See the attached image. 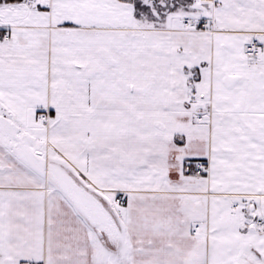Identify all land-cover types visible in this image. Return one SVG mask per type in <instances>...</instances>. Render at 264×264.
<instances>
[{
  "label": "snow or ice",
  "instance_id": "snow-or-ice-1",
  "mask_svg": "<svg viewBox=\"0 0 264 264\" xmlns=\"http://www.w3.org/2000/svg\"><path fill=\"white\" fill-rule=\"evenodd\" d=\"M0 264H264V0H0Z\"/></svg>",
  "mask_w": 264,
  "mask_h": 264
}]
</instances>
